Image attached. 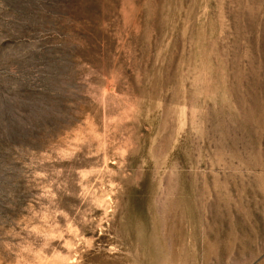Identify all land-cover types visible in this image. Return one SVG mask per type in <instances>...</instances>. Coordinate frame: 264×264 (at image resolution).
I'll return each mask as SVG.
<instances>
[{
  "label": "rangeland",
  "instance_id": "obj_1",
  "mask_svg": "<svg viewBox=\"0 0 264 264\" xmlns=\"http://www.w3.org/2000/svg\"><path fill=\"white\" fill-rule=\"evenodd\" d=\"M0 264H264V0H0Z\"/></svg>",
  "mask_w": 264,
  "mask_h": 264
}]
</instances>
